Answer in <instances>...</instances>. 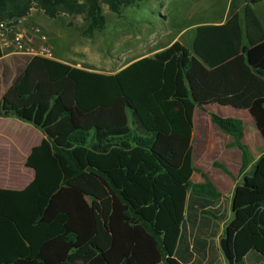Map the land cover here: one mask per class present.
I'll list each match as a JSON object with an SVG mask.
<instances>
[{
    "label": "trees",
    "instance_id": "16d2710c",
    "mask_svg": "<svg viewBox=\"0 0 264 264\" xmlns=\"http://www.w3.org/2000/svg\"><path fill=\"white\" fill-rule=\"evenodd\" d=\"M38 1L52 16L82 15L89 35L105 27L101 4L120 13L134 2ZM260 1L230 0L223 23L195 27L191 47L176 40L113 74L22 54L27 63L5 81L0 115L46 138L25 159L32 180L0 187V264L220 263L213 237L226 210L203 171L204 182L191 181L193 111L246 109L264 140V23L252 8ZM30 6L0 0V15ZM209 115L246 170L220 248L226 264H264V153L251 163L243 121Z\"/></svg>",
    "mask_w": 264,
    "mask_h": 264
},
{
    "label": "rangeland",
    "instance_id": "374dc122",
    "mask_svg": "<svg viewBox=\"0 0 264 264\" xmlns=\"http://www.w3.org/2000/svg\"><path fill=\"white\" fill-rule=\"evenodd\" d=\"M227 0H134L121 10L120 13L110 11L106 4H101L102 13L105 18V27L95 30L91 35L84 33V21L82 15H69L58 13L54 16L48 14L46 9L38 0H31V6L25 14L12 16H2L1 20H15L26 15L28 20L23 25V33L29 44L34 47L40 43H45L51 47L53 57H60L81 66L86 70L111 71L115 70L123 62V51L127 48H152L171 39V37L183 31L181 38L187 37L186 30L190 28L192 21L202 18L203 14H214L222 9ZM264 11V0L253 5V8ZM44 35V40L36 32V29ZM10 48L12 46L10 45ZM218 113L217 108H213ZM234 117V111L231 110ZM207 120L210 116L205 115ZM209 122V121H208ZM213 125V124H212ZM247 131L243 140L248 144L250 153H256L262 146L260 135H256V129L247 123ZM211 136L220 141L221 159L231 165V156L236 153L239 158V149L229 146L230 136L221 131L215 124L210 128ZM33 139L38 134H32ZM225 143V144H224ZM192 145L195 148V140ZM233 147V148H230ZM22 150L18 149V153ZM264 153V152H263ZM261 153L260 156H263ZM259 156V157H260ZM258 157V158H259ZM220 155H213L210 162L215 166L219 162ZM203 167L209 174L213 170L208 162H204ZM218 167V166H215ZM219 168V167H218ZM250 172V171H249ZM194 180L199 173L194 172ZM9 173H1L0 182L8 180L1 179ZM11 176V175H10ZM199 181V180H197ZM202 182V181H200ZM1 186V185H0ZM5 186V185H4Z\"/></svg>",
    "mask_w": 264,
    "mask_h": 264
},
{
    "label": "crops",
    "instance_id": "0c3cea01",
    "mask_svg": "<svg viewBox=\"0 0 264 264\" xmlns=\"http://www.w3.org/2000/svg\"><path fill=\"white\" fill-rule=\"evenodd\" d=\"M229 2L230 0H227L223 5L222 9H220L218 12L214 14H203L202 18L196 21H192L190 24L191 27L187 28L188 30H186L187 37L185 38V40L181 38L182 33L184 31L182 30L175 33L168 41L161 43L160 45H154L152 48H137L136 51L133 50L134 48H127L122 53L123 54L122 64L119 65L115 70H111V71L91 70V71L105 73V74L116 73L138 59L154 56L157 52L166 48L176 40L180 41L182 44L186 45L187 47H191L195 36V27L201 24L223 23L227 18V9ZM253 9L256 15L258 16L259 20L262 23H264V11L260 9L259 10L257 9L256 11L255 7ZM1 47L3 50V55L0 58V101L7 88V83H5V81L8 80V83H11L13 77L17 73V69L23 68L27 63L26 57L22 54L14 52L12 48H10V45H3L1 43ZM52 58L60 62L70 64L71 66L82 68L81 66L60 57V55ZM4 72H6L7 74L6 77L3 74ZM213 108L215 109L217 108V110H219L218 113L223 117L231 116L232 114L231 110H232L234 111L235 118L241 119L243 121L244 135L242 137V141L247 146L248 144L243 140L247 131V127H246L247 123H249L251 126H254V128L257 131L255 132L256 135L258 134L260 135V133L254 123L253 118L246 109L237 108L231 105H222L219 103H211L204 105L203 107L196 106L194 108L192 139H193V143L195 140V148L192 145L193 147L192 163L193 166L197 169L195 171H197L199 175L198 178L194 180L193 178L194 176H196V174H194L195 171H193L191 175V181L198 183L200 181L202 182L205 181L201 173L198 171L201 170L208 176L210 181L215 185L217 190L221 193V199L219 202L222 204V207L225 208L226 210V218L223 221H219L220 228L217 235L213 237V239L215 244L214 250L217 254V259L220 262L219 264H226V260L220 248V237L223 232L225 224L232 217L231 201H232V194L235 184L240 182L241 179H243V173L246 170L240 173V166L242 161L240 150H239V158L237 157L236 153H234L231 156L230 158L232 162L231 165H228L222 161L221 159L222 151H219L220 150L219 145L221 144V142L216 141L209 133L210 128L212 129V126L214 124L211 122V119L207 120V118H205V115L207 114L209 115L210 111L216 113ZM34 132L38 134L37 138L35 139H33L32 136ZM44 138H46V135L32 123L21 120L14 115H0V171L1 173H6V174L9 173V177L8 175L2 176L1 179L3 180L6 179L8 181L0 182L1 185L0 187L19 189L24 187L32 180L33 170L29 167H26L24 165V162L31 148L39 144ZM260 138L262 139L261 149L259 148V150L254 154L251 153L252 155L251 163H254L261 155V153L264 152V140L261 135ZM229 139L230 141L232 140L230 137L226 139V142L229 141ZM18 149H21L22 151L18 153ZM215 154L220 155L219 163L223 164L228 172H225L220 167L219 168L215 167L210 162L211 156ZM204 162H208V164L211 166V169L213 170V174H209L207 169L203 167V164H205ZM207 238L209 237L207 236ZM208 254L209 251H207V255Z\"/></svg>",
    "mask_w": 264,
    "mask_h": 264
},
{
    "label": "built area",
    "instance_id": "2783aa9c",
    "mask_svg": "<svg viewBox=\"0 0 264 264\" xmlns=\"http://www.w3.org/2000/svg\"><path fill=\"white\" fill-rule=\"evenodd\" d=\"M26 15L18 17L15 20H1L0 19V43L3 45H11L12 50L19 54L25 55H40L44 57H53L51 47L45 43H40L39 46L34 47L29 44L23 33V25L27 22ZM41 39H45L40 29H36Z\"/></svg>",
    "mask_w": 264,
    "mask_h": 264
}]
</instances>
